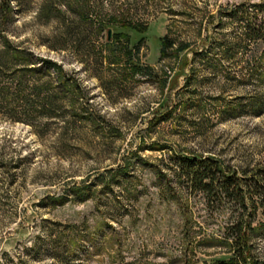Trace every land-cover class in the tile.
Listing matches in <instances>:
<instances>
[{"label": "rangeland", "instance_id": "1", "mask_svg": "<svg viewBox=\"0 0 264 264\" xmlns=\"http://www.w3.org/2000/svg\"><path fill=\"white\" fill-rule=\"evenodd\" d=\"M260 23L264 0H0V31L79 86L53 117L0 106V264H210L238 225L264 261ZM164 36L186 49L161 58ZM194 156L237 191H194L176 170ZM73 183L89 198L68 197Z\"/></svg>", "mask_w": 264, "mask_h": 264}, {"label": "trees", "instance_id": "2", "mask_svg": "<svg viewBox=\"0 0 264 264\" xmlns=\"http://www.w3.org/2000/svg\"><path fill=\"white\" fill-rule=\"evenodd\" d=\"M9 8V7H7ZM10 11V9H9ZM9 15V12L7 13ZM255 28L248 29V32L254 35L264 33L262 24L254 25ZM138 32V31H137ZM121 33H114L115 39L107 43L109 48L114 47L115 42H119ZM126 36V35H124ZM263 36V35H262ZM186 45H180L174 51L173 42L166 36L159 38V52L160 57L177 56L178 53L186 49ZM171 50L172 53H167ZM128 68L132 74H149V68L143 70L138 62L131 59V54L127 56ZM182 64L181 68L184 67ZM48 82L56 80L55 86H41L37 85L34 78H45ZM65 73L62 67L50 60L41 59L34 56L31 52H27L23 49H19L12 41H10L6 33L0 31V106H12L15 103H23V107L26 108L24 113H33L32 110H36V114H40L44 117H53L62 108L64 104L72 106L74 103V97L77 94L79 86L71 79L65 80ZM30 79V80H29ZM163 87V86H162ZM29 108V109H28ZM38 110V111H37ZM139 162H143L140 157H137ZM125 167H117V169H107L103 174H113L115 177L117 174L125 172ZM176 170L180 173L190 187L194 191H199L209 196L214 191L227 195L232 192H236V187L229 181L222 171L224 168L217 163H209L208 158L201 156H194L191 158L182 157L178 159V165ZM153 172L156 177H164L163 173L157 171L155 167ZM220 173L223 176L222 182L214 183V175ZM103 174H99L98 178ZM88 187H84L81 184L73 183L67 191L68 197L73 198L78 202L84 201L89 198ZM260 202L264 201V195L258 194ZM49 206H59L65 202L66 197H50L48 198ZM243 202V199H242ZM264 227V226H263ZM247 230L256 231L257 229L250 228L247 224ZM236 231L232 236L229 243L231 255L225 260H218L210 264H264V261H260L251 255V248L247 244L248 240L245 231L242 233V226H234ZM206 264V263H204Z\"/></svg>", "mask_w": 264, "mask_h": 264}, {"label": "water", "instance_id": "3", "mask_svg": "<svg viewBox=\"0 0 264 264\" xmlns=\"http://www.w3.org/2000/svg\"><path fill=\"white\" fill-rule=\"evenodd\" d=\"M109 34H110V33H109V31H108V39H109Z\"/></svg>", "mask_w": 264, "mask_h": 264}]
</instances>
